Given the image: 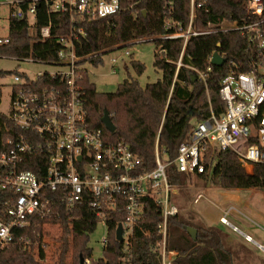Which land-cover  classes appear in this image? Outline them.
Returning a JSON list of instances; mask_svg holds the SVG:
<instances>
[{"label":"trees","instance_id":"1","mask_svg":"<svg viewBox=\"0 0 264 264\" xmlns=\"http://www.w3.org/2000/svg\"><path fill=\"white\" fill-rule=\"evenodd\" d=\"M32 6L34 16L30 20L27 11ZM206 6L208 12H196L193 23L196 31H219L245 14V0H206ZM64 7L68 9L66 3ZM10 8L9 42L0 46V57L53 63L62 49L60 39H70L80 64L95 66L101 62L103 54L114 49L129 47L137 41L152 42V66L160 78L144 87L128 75L115 92L100 93L86 70H80L79 85L87 122L89 127L101 129L108 141L127 144L138 159V168L142 172L155 168L154 149L157 143L159 155L166 156L169 163L166 172L170 186H180L187 176H192L180 173L173 160L178 147L187 141L192 121L197 124L207 120L211 114L219 117L223 113L224 105L219 97L220 82L228 73V63L238 62L246 47L245 40L238 33L217 32L189 39L177 67L182 41L159 39L172 33L164 27L165 20L169 18L164 0H120L119 11L102 19L55 10L52 0H21L19 5ZM15 10H20L23 17H12L11 13ZM188 14V0H173L171 19L186 24ZM46 26L50 27V37L42 40L39 30ZM215 52L225 60L221 67L212 66L208 61ZM129 65L137 76L145 70L144 65L136 61H131ZM13 74L18 73L0 71V81ZM199 74L203 78H199ZM104 112L109 115L115 128L113 133L107 132L100 122ZM10 127L5 116L0 114V152L3 151ZM208 157L209 151L206 150L205 159ZM212 157V168L193 176L222 190L264 187V164L254 165L252 171L247 173L230 150L216 152ZM42 163L38 157L34 162L27 159L23 169L39 175L38 168ZM11 196L8 192L0 191V220L4 217L2 203ZM160 219V208L148 201L127 250L114 236L115 226L120 220L109 221L107 244L102 247L101 258L94 260L92 250L87 247L89 235L97 225L93 212L83 206L67 214L63 206L56 203L51 217L32 218L28 226L13 230L12 242L0 252V264H41L46 247L41 240L46 224L56 225L60 231L55 264H80V258L83 264H160L159 255L153 250L160 239L157 230ZM186 227L195 228V241L187 234ZM20 238L27 244L19 241ZM34 244H37L36 255L33 254ZM166 248L178 253L173 264H232L231 254L223 243L218 227L194 226L178 214L168 218ZM69 253L71 258L67 262Z\"/></svg>","mask_w":264,"mask_h":264},{"label":"built area","instance_id":"2","mask_svg":"<svg viewBox=\"0 0 264 264\" xmlns=\"http://www.w3.org/2000/svg\"><path fill=\"white\" fill-rule=\"evenodd\" d=\"M164 1L169 13L164 27L172 33L159 39L182 41L177 67L191 38L236 32L246 42L240 60L228 63V73L220 82L223 113L219 117L211 114L207 120L197 123L187 141L178 147L173 163L180 173L202 174L212 168L215 152L230 150L244 169L264 164V0H245L244 17L219 31L207 32L193 29L196 12H208L206 0H188L186 24L170 18L173 0ZM20 2L5 0L0 4L10 7ZM52 2L55 10L102 19L119 11L120 0ZM11 16L20 19L23 14L15 10ZM33 16L34 6L27 11L30 20ZM39 37L49 38L50 27L41 28ZM8 42V34L0 37V46ZM59 42L62 49L53 63L21 60L47 65L55 71L37 73L33 79L20 73L12 75L9 111L3 115L11 127L0 152V191L12 196L2 203L0 252L12 242L13 230L28 226L32 218L51 217L56 203L63 206L67 214L83 206L89 208L97 224H102L106 230L102 247L107 244L108 222L120 220L115 231L121 227L122 241L119 243L127 250L133 231L143 218L145 205L151 201L160 208L161 218L157 226L160 239L153 250L159 255L160 264H173L178 253L166 248L167 221L178 214V209L170 203L172 186L166 172L169 163L161 160L156 143L155 168L142 172L127 144L108 141L101 129L89 127L79 85L84 65L75 57L70 39ZM208 61L210 63L211 58ZM112 64L115 67L117 63L112 60ZM199 78L203 76L199 74ZM239 144L244 146L242 151L235 149ZM206 150L209 151L207 160ZM37 157L43 162L37 169L39 175L23 169L27 159L34 162ZM201 198V194L196 195L195 202ZM232 212L238 213V210L233 206L225 208L219 222L236 230L226 220ZM245 239L250 241L249 237ZM19 241L27 244L23 238Z\"/></svg>","mask_w":264,"mask_h":264},{"label":"rangeland","instance_id":"3","mask_svg":"<svg viewBox=\"0 0 264 264\" xmlns=\"http://www.w3.org/2000/svg\"><path fill=\"white\" fill-rule=\"evenodd\" d=\"M4 2L5 0H0V3ZM10 12L11 8L8 4H0V37H4L8 33V17ZM126 53L130 54L131 57H128ZM153 55L154 45L152 42H136L129 47L103 54L101 62L95 66L85 63L83 69L86 70L90 81L100 93L115 92L117 86L128 75L137 79L139 85L144 87L147 84L156 82L160 78V74L155 72L152 66ZM112 60H115L117 63L115 67L112 64ZM131 61L144 65L145 70L140 76H137L130 68L129 63ZM0 71L17 72L33 79L37 73H51L55 69L42 64H33L14 59H0ZM12 83L13 76L6 77L0 81V114L2 115L8 114L9 111ZM191 126L193 129L196 123L192 121ZM235 149L242 151L244 146L243 144H239L235 146ZM161 160L167 162L166 156H161ZM245 171L250 173L252 169L247 167ZM198 194H201L202 198L195 202L196 195ZM234 197L238 198V203ZM170 203L178 209V216L191 222L194 226L218 227L222 232L223 243L231 254L232 264H264V256L250 245L245 244L239 235L219 222V218L223 216L224 209L234 204L243 212L245 218L236 217L237 215L233 214L228 216L226 220L264 247V234L259 228L254 227V224H256L257 227L264 229V220L256 218L253 214H261L264 218V187L248 190H222L207 182L204 183L192 175L187 176L182 185L172 187ZM244 206H247L246 210ZM43 231L44 235L41 244L46 247L43 249L44 259L41 261V264H55L58 258L57 238L60 233L59 228L56 225L46 224L43 226ZM105 235L106 230L100 223L96 225L95 230L89 235L87 247L92 250V258L94 260H98L102 256L101 240ZM33 246L35 247L33 254L36 255L37 244ZM30 249L31 246L28 250ZM70 258L71 254L69 253L67 262Z\"/></svg>","mask_w":264,"mask_h":264},{"label":"water","instance_id":"4","mask_svg":"<svg viewBox=\"0 0 264 264\" xmlns=\"http://www.w3.org/2000/svg\"><path fill=\"white\" fill-rule=\"evenodd\" d=\"M225 60L218 55V53H214L211 57V61H210V64L212 66H216V67H221L223 64H224ZM190 115V114H189ZM101 124L103 125V127L105 128V130L109 133H113L115 131V128L114 126L112 125L111 121H110V117L109 115L104 112L101 120H100ZM187 234L189 235V237L195 241L196 240V235H197V232L195 229H192L190 227H186L185 228ZM122 231H121V227L118 226L116 231H115V240L117 242H121L122 241ZM83 259L80 258V264H83Z\"/></svg>","mask_w":264,"mask_h":264},{"label":"crops","instance_id":"5","mask_svg":"<svg viewBox=\"0 0 264 264\" xmlns=\"http://www.w3.org/2000/svg\"><path fill=\"white\" fill-rule=\"evenodd\" d=\"M235 200H237L236 202L238 203V198L234 197ZM233 206L234 208H236L238 210V213L236 212H232L229 216L235 214L237 215L236 217H243L245 218V216L243 215V212L239 210V208L237 206H235L234 204L229 205L228 207ZM245 210L247 209V206H244ZM254 216L260 220H264V218L261 216V214L258 213H253ZM220 219V218H219ZM230 224V223H229ZM231 225V224H230ZM232 227H235L234 225H231ZM254 227L259 228L260 231L264 234V229H262L261 227H257L256 224H254ZM236 230H233V228L228 226V229H230L232 232H235L237 235H239L242 239V241L247 244L250 245L253 249H255L258 253H260L262 256H264V247L262 245H260L259 243H257V241H254L249 235H247L246 233H242L239 229H237V227H235ZM245 237H249L250 241H246Z\"/></svg>","mask_w":264,"mask_h":264}]
</instances>
